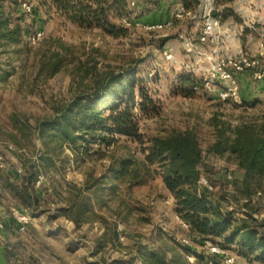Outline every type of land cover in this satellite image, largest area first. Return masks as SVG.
<instances>
[{
	"label": "rangeland",
	"instance_id": "1",
	"mask_svg": "<svg viewBox=\"0 0 264 264\" xmlns=\"http://www.w3.org/2000/svg\"><path fill=\"white\" fill-rule=\"evenodd\" d=\"M154 1L128 0L127 17L143 23L172 20V27L147 31L134 25L119 37L97 28H81L60 18L50 19L44 14L41 20L25 14L22 25L26 28L21 40L8 44L4 47L6 52L0 53V73L9 72L5 80H0V154L5 161L0 170L22 168L24 159L38 156L37 151L41 148L36 134L38 120L53 116L74 97L91 93L97 75L140 59L142 62L137 70L149 80V95L161 107L160 113L151 115L136 109L140 131L148 138L164 136L173 130L193 129L202 149V173L213 185V198L223 211L230 210L238 218L251 220L248 215L251 212L254 221L263 224V233L264 200L249 202L238 197L227 175L231 173L233 178L239 177L241 171L228 155L212 153L209 147L215 140V118L235 125L260 116L264 113V93L249 99L242 96L243 102L234 104L222 103L217 92L207 86L191 97L176 92L177 72L189 71L196 60L194 55L185 51L183 42L198 36L202 18L184 16L178 19L175 16L177 0ZM227 6L234 12L226 19L228 53L258 59L264 64V0H232L227 4L218 0L215 13L223 16ZM38 27L44 31V36L34 46L30 44L29 36ZM169 54H172L171 58H168ZM252 78L245 72L241 77V89L243 82L256 81ZM252 102L255 104L251 105ZM13 115L23 134L16 129ZM142 148V143L121 138L105 156L78 159L66 147L57 170L41 173L44 176L38 187V193L43 197L41 213L36 211L33 215L24 207L34 217L25 234L38 238H33L34 242L28 239L25 244L15 247L4 243L0 237V248L6 246L4 256L9 263L106 264L107 261L128 260L135 255V246L139 244L171 249L173 238L185 248L182 238L186 231L174 213L173 196L166 189L162 176L156 173L148 184L130 191L123 188L113 199L111 196L107 203L96 206L95 210L103 220H90L77 227L58 214L72 184L81 185L89 174L94 177L103 174L113 155L140 160L144 157ZM120 200L124 203L119 204ZM15 202L6 193L0 200V216H10ZM113 232L120 235L118 240L113 241L108 236ZM104 233L107 237L102 238ZM207 251L208 248L193 241V250L185 257L187 264H202L203 257L199 258L197 254L208 257ZM226 254L234 256L236 264H256L238 255L236 244L226 250ZM190 255L195 259L190 260ZM217 261L225 264L223 258ZM134 264L144 262L139 258Z\"/></svg>",
	"mask_w": 264,
	"mask_h": 264
},
{
	"label": "trees",
	"instance_id": "2",
	"mask_svg": "<svg viewBox=\"0 0 264 264\" xmlns=\"http://www.w3.org/2000/svg\"><path fill=\"white\" fill-rule=\"evenodd\" d=\"M25 1L34 3L30 13L22 7ZM230 1L223 0V3ZM199 2L183 0L188 10H195ZM128 8V0H0V53L6 52L4 47L8 44L21 40L26 28L22 25L25 14L37 20H41L44 14L50 19L60 18L81 28H97L119 37L129 29L122 22L128 18ZM233 14L232 8L227 6L222 18L226 20ZM141 62L134 59L120 69L109 68L96 76L91 93L74 97L53 116L38 120L36 134L41 144L38 156L24 159L21 173L15 168L0 170V200L6 193L10 194L31 214L36 215V211L40 214L43 197L38 193L36 181L41 173L57 170L66 147L76 158L86 159L92 155L105 156L124 138L142 143L144 157L139 160L132 156L113 155L103 174L97 177L89 174L81 185L69 187V195L58 208L60 216L77 227L90 220H103L96 212V206L107 203L123 188L130 191L148 184L156 173L162 176L166 189L173 196L174 213L188 223V229L184 228L186 236L203 247L206 240L219 243L224 250L236 244L238 255L248 262L264 264L263 224L255 222L251 212L248 214L251 220H248L238 218L230 210L223 211L212 191L199 185L203 156L197 133L193 129L173 130L164 136L146 138L140 131L136 109L146 115L161 111L158 101L149 95V80L137 70ZM8 74L0 73V80H5ZM176 81V92L186 97L205 89L203 80L189 71L177 72ZM12 118L16 129L23 134L14 115ZM213 128L215 140L209 151L220 156L228 155L241 171L239 177L230 180L238 197L249 202L264 200V113L235 125L215 118ZM121 202L124 203L120 200L119 204ZM108 236L113 241L120 238L117 232L108 233ZM105 237L107 233L102 236ZM171 241V249L139 244L135 246V255L128 260L107 261L106 264H134L139 258L144 264H187L185 257L191 250L178 244L174 238ZM15 244V247L21 245L19 242L20 245ZM197 255L203 257L202 263L212 260L220 264L217 260L221 257L209 251L208 257Z\"/></svg>",
	"mask_w": 264,
	"mask_h": 264
},
{
	"label": "built area",
	"instance_id": "3",
	"mask_svg": "<svg viewBox=\"0 0 264 264\" xmlns=\"http://www.w3.org/2000/svg\"><path fill=\"white\" fill-rule=\"evenodd\" d=\"M218 0H200L197 8L192 11L185 8L183 0L176 1L175 16L180 19L184 16L191 18H202L201 28L198 36L190 37L184 40L183 47L188 54L195 56V65L189 70L199 76L205 86L217 92L219 100L223 102H232L241 104L243 97L241 93V77L245 72L250 73L251 77L258 81H264V64H260L258 59H251L244 55L234 56L228 53V21L223 20L222 15L216 14V5ZM135 4L134 1L131 2ZM34 3L25 1L22 4L24 10L30 13ZM125 26H142L147 31H159L170 28L173 25L172 20L162 22L142 23L129 18H124ZM44 31L41 28L36 29L29 36V42L37 45L43 38ZM172 54L168 55L171 58ZM206 62L202 65V63ZM13 148L12 146H9ZM0 166H5L3 156L0 154ZM18 173L22 172V168H17ZM227 178L231 180L232 174L229 173ZM44 180V176L40 175L36 181L39 186ZM199 185L213 190L210 180L203 175L200 169ZM11 214L8 217L0 216V231H10L14 229L17 233H25L32 224L34 217L23 206L15 202L11 208ZM264 217V214H263ZM183 228L188 229V223L179 218ZM13 232V230H12ZM185 247L193 250L192 238L185 236L182 238ZM205 247L211 254L219 255L223 258L225 264H236L234 256H228L219 243L211 240L205 241ZM193 255L189 256L193 260ZM195 259V258H194ZM202 264H216L212 260H207Z\"/></svg>",
	"mask_w": 264,
	"mask_h": 264
},
{
	"label": "crops",
	"instance_id": "4",
	"mask_svg": "<svg viewBox=\"0 0 264 264\" xmlns=\"http://www.w3.org/2000/svg\"><path fill=\"white\" fill-rule=\"evenodd\" d=\"M162 6H163V4L160 5V8ZM226 21H228V20H226ZM251 84H252V87H250ZM246 87H247V89H246ZM241 93H242V96H244L247 99H249L251 96L256 97V96L261 95V93L263 94L264 93V81L263 80L262 81L256 80L254 83H251L249 81H247L245 83L243 82ZM17 235H19V234H15L12 231L5 230V231H1L0 237L2 238L4 243L11 244V245L13 244V246L15 243L18 244V242L20 244H25V242H27L26 240H28V239H30L32 242H34L33 238H38L37 236L32 237L28 234H20V237H17ZM40 235H42V233H40ZM20 241H22V243ZM20 244H18V245H20Z\"/></svg>",
	"mask_w": 264,
	"mask_h": 264
},
{
	"label": "water",
	"instance_id": "5",
	"mask_svg": "<svg viewBox=\"0 0 264 264\" xmlns=\"http://www.w3.org/2000/svg\"><path fill=\"white\" fill-rule=\"evenodd\" d=\"M5 245L0 248V264H10L4 256Z\"/></svg>",
	"mask_w": 264,
	"mask_h": 264
}]
</instances>
